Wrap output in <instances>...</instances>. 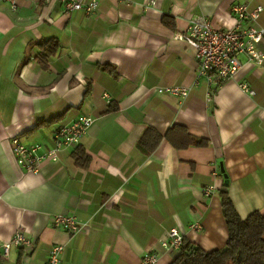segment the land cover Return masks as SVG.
Returning <instances> with one entry per match:
<instances>
[{"label":"crops","instance_id":"1","mask_svg":"<svg viewBox=\"0 0 264 264\" xmlns=\"http://www.w3.org/2000/svg\"><path fill=\"white\" fill-rule=\"evenodd\" d=\"M12 1L0 0V243L20 229L32 249L12 248L0 264H45L54 245L63 246L60 264H140L145 253L170 264L177 250L160 242L173 228L204 251L221 249L224 187L240 218L264 213V64L240 55L234 78L213 87L196 78L195 51L175 39L197 17L232 27L239 3L261 6L243 26L264 28V0H99L91 14ZM48 39L59 49L43 69L37 43ZM164 86L188 95L155 91ZM82 116L93 123L76 147L36 173L16 164L11 138L47 149ZM176 128L208 145L176 148L167 138ZM77 147L86 167L75 163ZM55 215L75 217L82 231L53 228Z\"/></svg>","mask_w":264,"mask_h":264},{"label":"built area","instance_id":"2","mask_svg":"<svg viewBox=\"0 0 264 264\" xmlns=\"http://www.w3.org/2000/svg\"><path fill=\"white\" fill-rule=\"evenodd\" d=\"M12 7L14 5L13 1ZM63 5L65 13L82 11L85 14L94 13L98 7L99 0H55ZM154 5V0L149 1ZM262 11L261 6L248 9L243 3L234 4L230 7V14L234 18V25L229 28H221L212 25L211 22L197 17L190 19L187 30L184 33H177L175 39L184 41L195 51L196 78H204L209 85L219 87L226 81L233 79L241 63L238 59L244 55L248 62L261 66L264 64V51L259 45L264 41V28H256L251 25L243 26L244 23H254ZM240 90L248 95L254 92L245 83H240ZM157 93L174 95L185 98L188 89L181 86H164L155 89ZM212 91L207 93V100L210 101ZM93 123L91 117L82 116L69 125L60 127L52 137L50 148L42 149L41 145H24L16 137L11 138L12 153L16 164L28 173H36L39 163L43 160L56 161L63 148L76 147L81 136ZM212 187L205 190L209 194ZM52 226L56 229H63L72 235L82 231V225L77 219L70 215H55ZM193 228H198L196 225ZM183 236L177 229H170L167 238L160 242L166 250H178L182 243ZM12 248L32 249L31 241L20 229L16 230L7 242L0 243V258L5 259ZM63 253L62 245H54L49 249L45 264H60ZM140 264H156V257L151 253H145Z\"/></svg>","mask_w":264,"mask_h":264},{"label":"trees","instance_id":"3","mask_svg":"<svg viewBox=\"0 0 264 264\" xmlns=\"http://www.w3.org/2000/svg\"><path fill=\"white\" fill-rule=\"evenodd\" d=\"M167 19L164 16L162 22L172 28ZM37 46L39 50L36 59L46 69L48 60L58 51L59 43L48 39L39 41ZM110 110L114 111L116 107ZM151 132L150 129L146 130L143 138ZM167 138L176 148L208 145L207 141L190 136L182 128H176L175 135ZM174 138L176 142L173 141ZM73 156L77 165L87 166L89 158L78 147ZM225 188L220 192L222 214L227 227V239L223 248L207 252L183 238L170 264H264V213L254 211L245 218H240Z\"/></svg>","mask_w":264,"mask_h":264},{"label":"water","instance_id":"4","mask_svg":"<svg viewBox=\"0 0 264 264\" xmlns=\"http://www.w3.org/2000/svg\"><path fill=\"white\" fill-rule=\"evenodd\" d=\"M224 183L227 184L226 176L224 175Z\"/></svg>","mask_w":264,"mask_h":264}]
</instances>
